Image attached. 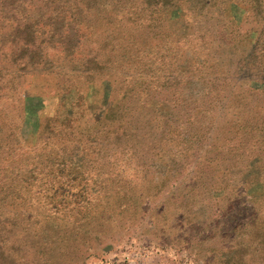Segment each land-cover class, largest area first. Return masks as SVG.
I'll use <instances>...</instances> for the list:
<instances>
[{
  "label": "rangeland",
  "instance_id": "374dc122",
  "mask_svg": "<svg viewBox=\"0 0 264 264\" xmlns=\"http://www.w3.org/2000/svg\"><path fill=\"white\" fill-rule=\"evenodd\" d=\"M70 1L59 11L67 18L81 11L79 33L68 20L54 34L46 24L33 27L46 42L38 69L50 73L36 69L25 83L16 79L13 92L1 88L0 178L16 174L22 185L12 192L17 199L0 201L2 240L27 260L22 264L58 250L73 264H264V157L257 143L264 123L254 124L249 142L239 125L227 133L236 104L223 111L207 103L206 50L178 36L194 23L188 16L180 26L172 18L151 20L159 13L143 10L144 21L135 16L122 36L116 31L124 26L110 24L113 37L105 40L109 21L98 17L99 3ZM25 2L15 11L21 29L0 19V82L14 75L2 69L4 59L22 64L24 52L13 56L12 42L30 38L25 22L42 16L30 15ZM47 10L54 13L55 5ZM233 10L224 27L243 42L238 33L256 23L243 16L249 9ZM194 50L201 51L198 61ZM246 71L238 70L239 79ZM202 106L217 115L202 118ZM239 141L248 150L228 154L225 146Z\"/></svg>",
  "mask_w": 264,
  "mask_h": 264
},
{
  "label": "trees",
  "instance_id": "16d2710c",
  "mask_svg": "<svg viewBox=\"0 0 264 264\" xmlns=\"http://www.w3.org/2000/svg\"><path fill=\"white\" fill-rule=\"evenodd\" d=\"M25 1L27 0H0V19L15 21L17 23L15 27L16 31L21 29V22L16 18L18 11L15 12L21 8L17 3L25 5ZM28 1L29 7L27 10L30 15L35 11H39L42 16H38V18H35L30 22H25L26 26L24 29L32 33L30 38L27 35L25 38L19 40V42H12L11 51L13 56H16L19 51L24 52L20 56V60L22 61L20 67L17 68L19 62L17 61L18 58L9 62L10 68H8L9 64L5 62V59L2 61V69L14 73L10 81L5 82L3 80L0 82V92L2 88L6 91L5 94L14 91L13 83L16 79L23 78V84L26 81V76L30 72L36 71V69L39 70V74L50 73L47 70L43 73L42 69H38L39 67H44L42 63L46 53L43 46L46 42L45 40L38 41V31L33 30V27L35 28L37 24H46L52 29L49 34H54L58 30L57 26L68 20L71 26H76V33H79L81 23H85L84 20L79 18L82 15L81 11H79V13H72L70 18H67V13L63 15L62 12L59 11L60 6L63 7L62 11H64V5L72 6L75 4V2H71L70 0H46V3L43 2L44 0ZM78 1H82L83 3H90V1L94 4L99 3L97 8L101 7V10L98 17H103L109 21V30L106 32L103 31L105 40H109L110 37H113L112 34H107L108 32L113 31L110 24H113L114 27H118L120 24V26H124L122 31H116V35L122 36L125 32V26H129V23L134 22L136 19L135 16L139 19L138 22L144 21L145 16L143 17V10L151 9L155 10L154 12L159 13V16L154 17V19L150 18L151 20H156V18L159 17L157 20L164 22L167 18H172L177 26L188 25V21L184 18V16H188L189 20L192 21L191 23H194L193 30L191 32L186 30L181 32L180 27L178 36L181 37L180 39L183 38L187 40L190 38L193 39L192 42L195 40V42L197 41L200 43V45L206 50L203 60L210 65L211 72L206 75V78L203 81L211 86L205 90V95L202 97L204 98V96H206L205 99H207V103H215V106L220 105L219 108L223 111L230 106L232 101L233 104H236L230 107L234 108L233 112L235 114L231 113L229 117V124L231 125L228 127L229 129L227 130V133H232L231 130L233 131V129H236L235 125H239V129H242L243 135L248 136L244 138V140L249 142L250 138H253L257 129L254 124L259 121L264 123V27L257 26V23L264 21V0H187L189 6L179 4V2L176 4V0H77V2ZM213 1L215 4L213 5L212 10H210L209 6ZM52 4H54L56 8L54 13L47 10ZM248 4L250 7H248ZM216 8L218 10L215 11L214 9ZM233 8H236L237 10L244 9L246 12H248L249 9V12H244L243 16H248V20H250L251 23H256L255 26L250 24L247 31L238 33L239 35L245 34L243 42H238L233 38L237 31L229 32L224 27V15L227 11H231V9L233 10ZM178 11L179 13H177ZM55 13L58 14L54 15ZM26 15L30 18V15ZM238 21L239 28L242 29L245 27V23L243 22L244 19ZM73 28L75 27L70 28L66 36L67 39L71 40L73 38L75 34ZM178 28L179 27H177V31ZM200 32L201 34H199ZM11 35H14V33ZM126 36H128V39H130V37L134 38L133 36H130L129 32L126 33ZM50 38H53V35H50ZM220 39H222V42L218 44L217 41ZM217 45H221L222 47L218 49ZM113 50L114 47L110 52ZM39 54L41 57L40 59H37L36 56ZM194 54L195 61H198L200 55H202L201 51L199 54L194 50ZM225 59L228 60L229 64H226L227 60ZM241 68L247 69L246 73L242 76V80L239 79L237 74L238 70H241ZM17 69L23 70L22 74ZM16 71H18L19 75L15 74ZM251 79L256 80L254 85L249 83ZM17 92L18 91L16 90L14 93ZM19 94L20 93L18 92V96ZM199 109L203 110L204 114L202 118L206 120L213 119L215 115H217L214 114L211 107L206 108V106H202L199 107ZM224 119L226 120V117ZM225 123L227 124L228 122ZM116 125H118V123ZM114 128L118 129V127ZM259 131L262 133L260 134V140L257 142L260 145L258 150H260L259 152L261 156L264 157V129ZM236 145L237 144L227 145V149L226 146L224 149L226 152L228 151V154L232 153V156H234L238 150H248L249 148V146L243 145L241 141L238 142V146ZM10 178V180L2 179V177L0 178V201L2 202L6 201L10 196H14L15 199H17L18 197L12 192L15 187L16 190L22 189V185H19L20 180H18L16 174ZM9 243V240L4 241L0 236V264H22L27 262L22 256L13 254L14 250L8 248ZM12 244H15V242L13 241ZM56 244L57 242L54 243V245ZM19 245L26 244L25 242H20ZM52 245L53 244L50 241L46 242V246L55 250L56 247ZM66 256L68 255L60 250L56 251L55 254L53 251H43L39 255L40 260L37 261V264H73L71 259Z\"/></svg>",
  "mask_w": 264,
  "mask_h": 264
}]
</instances>
